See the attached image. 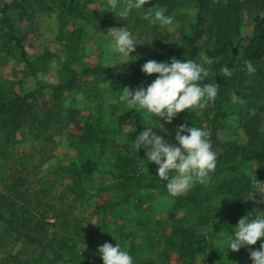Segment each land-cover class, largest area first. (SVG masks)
Instances as JSON below:
<instances>
[{
    "label": "trees",
    "instance_id": "1",
    "mask_svg": "<svg viewBox=\"0 0 264 264\" xmlns=\"http://www.w3.org/2000/svg\"><path fill=\"white\" fill-rule=\"evenodd\" d=\"M92 2L105 4V0H0V55L22 63L28 74L41 70L50 53L44 50L30 56L16 19L37 10L55 13L60 27L68 30L64 36L68 55L62 60L58 83L38 80L24 92L0 89V149L18 132L28 130L38 138L43 136L45 144L67 134L66 144L74 151L70 161L42 179L49 184L48 194L54 188L61 190L57 200L51 198L53 194L41 200L38 189L10 185L6 172L0 171V243L5 252L0 264L79 262L76 249L84 242L83 235L79 236L81 221L75 218L71 224V204L66 201L90 199L92 192L98 195L89 204L93 205L89 214L101 218L111 234L109 243L121 242L133 264H196L201 256L205 264H228L224 238L233 235L238 220L249 214L243 197L254 189L252 180L264 185V0H149L139 10L143 18L136 22L145 21L144 14L152 9H163L181 25L173 31L177 44L165 51H141L137 59L113 64L88 63L75 46L84 37L83 25L77 21H91ZM248 8L258 13L252 18L250 34L242 35L243 13ZM109 17V22L118 19L113 12ZM129 22L127 18L126 25L132 27ZM157 34L164 39L169 33ZM204 55L210 63L201 60ZM171 58L204 63L209 76L201 83L218 85L215 100L204 109L182 111L171 123L158 118L163 129L154 131L169 143L176 142L180 124L192 125L210 133L217 155L210 181L174 198L166 191L167 182L155 175L157 166L147 162L146 150L136 151L132 142L149 126L144 120L154 117L126 110L119 101L121 88L136 90L154 79L156 74H142L145 62H170ZM244 61H250L256 72L242 71ZM223 67L234 70L233 75L224 77ZM234 92L243 103L232 102ZM75 94L94 102L84 115L75 107L63 106ZM45 95L44 105L36 101ZM130 120L135 130L124 131L121 124ZM71 125L74 131H69ZM230 129L233 134L227 139L220 137L221 131ZM154 193L163 194L160 200L167 199L170 206L164 218L153 224ZM48 217L59 226V233L50 232ZM96 252L83 264H103L98 248Z\"/></svg>",
    "mask_w": 264,
    "mask_h": 264
},
{
    "label": "rangeland",
    "instance_id": "2",
    "mask_svg": "<svg viewBox=\"0 0 264 264\" xmlns=\"http://www.w3.org/2000/svg\"><path fill=\"white\" fill-rule=\"evenodd\" d=\"M89 7L92 11V18H90L91 21H77V25H83L84 37L80 40L78 39L79 42L75 43V46L78 45L77 51L81 52L85 61L88 63L101 62L103 64H113L122 61L117 57L109 56L107 54L106 49L109 40L105 37V34H107L110 28H118L121 26L126 27L141 41L147 40L135 46V51L130 53L132 56H137L141 51H165L173 48L177 44L175 39L176 36L173 34V31L181 25L178 20H175L176 18L173 19L171 25L161 28L159 25L151 24L147 19L145 21L142 20L136 22L137 19L143 18V14L139 15V10H133L128 16V19H130L129 24H132L131 27L126 25V19L121 20L118 18L114 22H109V12L111 11L105 10L104 5H101L98 2L90 3ZM155 10L163 9H152L151 11ZM181 11L189 12V10ZM257 13L258 9L249 10L248 8L244 11L241 29L242 35L250 34L253 25L252 18L254 14ZM165 15L172 16V14L167 13H165ZM15 23L22 31L23 37L25 38L24 44L30 56L39 55L43 53L44 50L45 52H49L50 56L42 66V69L35 75H31L28 74L25 67L19 61L14 58H6L0 55V89L11 87L14 90L24 92L30 88L32 89L35 86V81L38 80L42 83H58L61 79L62 60L68 55L66 52L68 43L64 37L68 34V30L60 27V23L57 20L55 13L41 12L40 10L33 11V13L27 18H17ZM62 32L65 33L62 34ZM158 32H162V34L169 33L168 38H161L160 35L158 36ZM156 75L152 76V78L155 79ZM73 96L74 97H68L64 100V107L71 106L77 108L80 111V116L86 114L87 111H89V108H92L94 102L84 97V95L75 94ZM37 98L36 101L42 105L48 100L47 95H45V98ZM121 128H123L124 131H129L134 129V123H132V120L123 122ZM70 129L74 131L72 125L69 127V131H71ZM42 130H45V128ZM231 134H233L231 129L223 130L221 131L220 137L227 139ZM66 137L67 134L66 136H55L54 143L45 144L43 136L38 138L34 133L28 130L18 132L7 145L0 149V171L6 172L5 175H7V181L10 185L13 183L14 187L23 190L29 189L30 191H33L38 189L40 190L39 195L41 200H48L51 194H53L51 198L57 200L61 190L54 188V192L48 194L49 184H46L42 179L46 180V176H52V173H54L59 166L65 165L73 158L74 151L67 146ZM44 147L45 149L42 152ZM4 149H6L5 152H3ZM252 182L254 189L243 197L246 212L249 214H254L257 211H262L264 209V192H260L264 189V185L258 179H254ZM94 193L95 192H92L90 199H77L71 200L70 202L68 200L66 201L71 204V207L68 208L70 210L68 215L70 216L71 224L73 225L75 223V218H79L81 221L79 224V236L81 237L82 234L84 240V242H81L76 249V258L79 262L74 264H83L84 261L92 260L97 253V248L106 242L109 243V239L111 238V234H108L106 230L107 225L101 221V218L89 214L90 211L93 210V205L89 204H92V200L94 198L96 199L98 195H94ZM162 195L154 193L152 195V200L150 199L151 201H154L150 210H156V214L152 216L154 217L152 220L153 224L155 220L160 221L164 218L166 210L170 206L167 199L162 198V200H160ZM47 214L48 212L46 215ZM47 221L51 224L48 226L50 232L53 234L59 233V226L55 224L54 219L48 217ZM227 238H224V241ZM69 240L71 239L69 238ZM120 243L121 242H115V244L118 245H120ZM259 246V241H257L255 245L241 247L239 251H232L226 247L228 249V252L226 250V253H229V255H227V260L230 261H227L228 264H252L249 257V249H258ZM3 254H5V252L0 243V257H3ZM231 254L233 255L231 256ZM204 259V256L199 257L196 264H205Z\"/></svg>",
    "mask_w": 264,
    "mask_h": 264
},
{
    "label": "clouds",
    "instance_id": "3",
    "mask_svg": "<svg viewBox=\"0 0 264 264\" xmlns=\"http://www.w3.org/2000/svg\"><path fill=\"white\" fill-rule=\"evenodd\" d=\"M149 0H105L104 9L109 10L121 20L127 19L133 10H142ZM144 18L153 25L161 28L173 23V17L165 15L164 10L146 12ZM109 40L106 49L109 56H114L125 63L135 51L141 41L128 28H110L105 34ZM137 59V57H136ZM135 60V59H132ZM131 60V61H132ZM201 60L210 63L207 55ZM251 75L256 68L250 61H244V68ZM141 71L146 75L157 74L155 79L147 86L130 90L127 86L120 89L119 101L126 110H135L142 117H154L144 122L145 127L132 141L137 151L145 149L147 162H152L156 167V174L162 181H166V191L170 197L186 194L196 184H207L216 169L217 155L212 150L210 133L196 126L180 124L175 133V143L159 135L154 129H163V124L158 118L171 123L174 117L188 110H202L210 101H214L218 94L216 83L202 84L209 76V70L204 63L191 59L178 60L171 58L170 62H157L149 60L141 66ZM224 77L233 75L232 69L222 68ZM233 103H243L242 99L234 92ZM135 130V129H134ZM260 192H264L262 189ZM233 235L224 241V248L239 251L241 247L255 245L260 240L258 249H249L252 264H264V211L248 214L240 218L232 228ZM103 264H133L132 255L122 250L118 244L104 243L98 247Z\"/></svg>",
    "mask_w": 264,
    "mask_h": 264
}]
</instances>
